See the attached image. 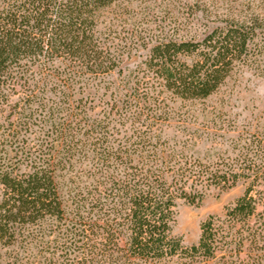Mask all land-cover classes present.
<instances>
[{
	"label": "trees",
	"instance_id": "trees-1",
	"mask_svg": "<svg viewBox=\"0 0 264 264\" xmlns=\"http://www.w3.org/2000/svg\"><path fill=\"white\" fill-rule=\"evenodd\" d=\"M132 1L0 0V113L9 112L0 123V261L264 264V147L205 160L159 147L142 121L167 118L168 100L209 97L237 65L264 58V15H229L201 39L139 37L148 53L124 110L115 103L92 116L90 89L123 53L109 45L112 24L98 26L108 8ZM17 86L24 93L13 101ZM114 109L143 122L124 144L112 137ZM33 126L46 131L36 143ZM241 179L244 194L201 223L196 244L174 235L178 198L200 204L205 187Z\"/></svg>",
	"mask_w": 264,
	"mask_h": 264
},
{
	"label": "rangeland",
	"instance_id": "rangeland-1",
	"mask_svg": "<svg viewBox=\"0 0 264 264\" xmlns=\"http://www.w3.org/2000/svg\"><path fill=\"white\" fill-rule=\"evenodd\" d=\"M248 10L264 15V0H136L108 8L103 18L106 21L98 28L106 30L112 24V30L118 37H109V45L112 49L116 47L118 56L123 53L119 57V67L90 89V98L93 99L86 103L88 109L91 107L89 113L103 116L104 109L115 103L118 109L124 110L123 101L129 99L126 94L134 85L135 76L143 73L148 53L139 37L143 36L149 44L157 34L201 39L206 32L222 24L223 18L229 15L243 17ZM206 11L210 13L206 14ZM15 89L18 93L11 97L13 101L24 93L19 86ZM167 103V118L154 120L142 116V121L152 123L154 142L158 141L159 147H179L187 154L205 160L218 156L233 157L236 147H264V58L260 56L248 64L237 65L220 88L205 99L176 98ZM8 113H0V123H6ZM137 115V112H129L121 118L114 109L112 117L116 128L113 139L124 144L143 123L134 122ZM28 132L30 141L36 143L46 131L33 126ZM47 140L50 142V138ZM247 185L241 179L227 189L205 187L200 204L178 198L174 235L180 237L186 246L196 244L201 234V223L210 216H223L226 208L244 194ZM0 264H5L3 259Z\"/></svg>",
	"mask_w": 264,
	"mask_h": 264
}]
</instances>
